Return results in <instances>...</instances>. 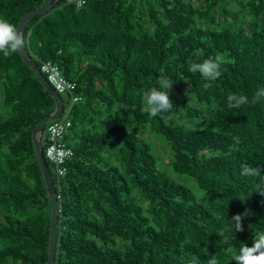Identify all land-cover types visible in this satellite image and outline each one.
<instances>
[{"label": "trees", "instance_id": "trees-1", "mask_svg": "<svg viewBox=\"0 0 264 264\" xmlns=\"http://www.w3.org/2000/svg\"><path fill=\"white\" fill-rule=\"evenodd\" d=\"M49 1L0 0V18L18 30ZM24 49L81 97L71 106L61 96L74 151L66 175L46 159L59 204L54 264H235L264 232L259 178L242 174L264 168V98L227 106L228 95L251 100L264 87V0H61L27 22ZM217 54L229 61L217 80L188 70ZM161 76L173 107L151 117L143 92ZM55 110L20 51L0 53V264L49 259L52 202L33 132ZM246 210L235 232L230 219Z\"/></svg>", "mask_w": 264, "mask_h": 264}, {"label": "clouds", "instance_id": "clouds-1", "mask_svg": "<svg viewBox=\"0 0 264 264\" xmlns=\"http://www.w3.org/2000/svg\"><path fill=\"white\" fill-rule=\"evenodd\" d=\"M82 2V0H81ZM24 40L22 35L18 32L15 25L11 24L5 18H0V53L5 57L16 53L23 47ZM229 61L221 54H217L214 58H209L203 63H194L189 61V71L192 73H200V75L209 81L217 80L222 75V65ZM159 89L156 87L143 92V100L147 105V112L151 117H156L162 113H167L173 107L169 99V92L173 84L167 77L161 76L158 81ZM264 98V87H260L254 93L251 100L242 94H230L227 97V106L229 109L240 108L246 104L259 103L260 99ZM164 118V117H162ZM71 153H63V155H70ZM264 168L245 166L242 174L246 176H253L259 178L257 188L258 193L264 195ZM249 215L246 210L242 215L237 214L230 219L231 226L235 232H242V220ZM219 235L226 241H230V237L221 232ZM195 260V257L193 258ZM235 264H264V232H259L253 237V245L248 247L243 245L240 248L239 254L233 257ZM207 264H218L215 256L207 261Z\"/></svg>", "mask_w": 264, "mask_h": 264}, {"label": "water", "instance_id": "water-1", "mask_svg": "<svg viewBox=\"0 0 264 264\" xmlns=\"http://www.w3.org/2000/svg\"><path fill=\"white\" fill-rule=\"evenodd\" d=\"M61 0H50L48 4L45 7H42L40 9L32 10L26 12L20 21L18 32L22 35L24 40V32L25 27L28 21L32 20L36 15L40 14H46L50 12L54 7H56ZM24 61L27 63L29 67L34 71L37 78L40 80V82L43 84V86L48 90V92L51 94V96L55 99L56 102V110L51 115H48L44 117L36 126L33 132V141L36 147L37 157L39 160V163L41 165L42 172L44 174L46 184L48 187V191L51 196V202H52V219H51V233H50V255L49 259L47 261V264H54L55 261V249L57 245V227H58V197L55 190V184L52 180V175L50 173V169L47 163V160L45 158V154L42 148V134L44 132V129L46 125L51 122L55 121L57 119H60L61 115L64 113V100L61 97V95L52 87V85L48 82L47 78L44 76V74L41 72V70L32 62L28 54L25 52L24 44L21 49H19Z\"/></svg>", "mask_w": 264, "mask_h": 264}, {"label": "built area", "instance_id": "built-area-1", "mask_svg": "<svg viewBox=\"0 0 264 264\" xmlns=\"http://www.w3.org/2000/svg\"><path fill=\"white\" fill-rule=\"evenodd\" d=\"M88 0H69V3L75 4L77 7L84 6ZM41 72L46 75L48 82L62 96L69 99L71 106L81 100V97L76 94V84L68 81L62 74L60 68L52 62H45ZM68 113L64 112L60 119L52 122L47 127L46 141L47 148L45 158L54 164L56 175L59 179L66 175V165L74 157L72 148L64 144V139L69 132L71 122L68 119ZM71 153L63 155V153Z\"/></svg>", "mask_w": 264, "mask_h": 264}, {"label": "rangeland", "instance_id": "rangeland-1", "mask_svg": "<svg viewBox=\"0 0 264 264\" xmlns=\"http://www.w3.org/2000/svg\"><path fill=\"white\" fill-rule=\"evenodd\" d=\"M63 97H65V96H63ZM65 100H67V99L65 98ZM151 138H154V137H151ZM151 138H149V140L154 145H156L157 148H159L160 144H159L158 140L151 139ZM44 141H45V137H44ZM158 150L161 153L160 148ZM165 160H166V158H165ZM161 164H162V162H161ZM166 165H167L166 162H164L163 167L165 166V169H167V167H168ZM169 172L175 179H177L179 182H181V183L185 184L186 186H188L189 188H191L193 190V192H195L197 195H201L202 194V191L198 188V186L196 185L195 181L191 177H189L187 175H180V174L174 173V172H172V170L169 171Z\"/></svg>", "mask_w": 264, "mask_h": 264}]
</instances>
